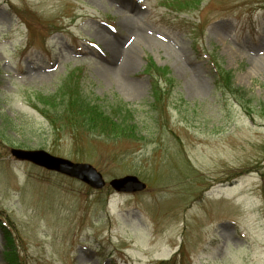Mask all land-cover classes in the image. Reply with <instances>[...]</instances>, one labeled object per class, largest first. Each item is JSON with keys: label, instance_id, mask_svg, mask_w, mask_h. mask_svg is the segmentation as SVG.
I'll return each mask as SVG.
<instances>
[{"label": "rangeland", "instance_id": "1", "mask_svg": "<svg viewBox=\"0 0 264 264\" xmlns=\"http://www.w3.org/2000/svg\"><path fill=\"white\" fill-rule=\"evenodd\" d=\"M75 94L134 134L73 130ZM127 175L146 189L109 187ZM5 231L23 264H264V0H0V264Z\"/></svg>", "mask_w": 264, "mask_h": 264}, {"label": "trees", "instance_id": "2", "mask_svg": "<svg viewBox=\"0 0 264 264\" xmlns=\"http://www.w3.org/2000/svg\"><path fill=\"white\" fill-rule=\"evenodd\" d=\"M154 69L157 73H162L161 77H163V70L158 69V67H154L150 62L147 63L145 71H150ZM214 70L217 72L218 76L216 80H214L215 89L218 91L227 92L229 95L237 98V96L241 97V90H237L234 87L230 74H226V77H223L222 70L219 67H214ZM160 77V78H161ZM226 89V90H225ZM236 92H238L236 94ZM240 94V95H238ZM237 95V96H236ZM69 100H65L68 109L74 111L68 118L65 119L69 124V126L73 130H78L82 132L84 136L86 133L98 134L100 137H106L105 139L112 141H119L122 139H127L134 134V128L129 126L128 119L126 116H130V113L125 110L126 116L118 117L117 115H108L105 113L99 106L91 104L87 102L84 98H82L79 94H75L74 97L68 98ZM243 104V100L241 98H237ZM114 114V113H113ZM59 116V115H58ZM50 119L51 124H54V120ZM65 124V121L62 119ZM61 123V125H64ZM94 136V135H93ZM7 242L4 244V259L7 264H23L19 258V253L15 246V241L10 236L8 232H6ZM170 264V262L168 263Z\"/></svg>", "mask_w": 264, "mask_h": 264}, {"label": "water", "instance_id": "3", "mask_svg": "<svg viewBox=\"0 0 264 264\" xmlns=\"http://www.w3.org/2000/svg\"><path fill=\"white\" fill-rule=\"evenodd\" d=\"M10 156L20 162H28L47 171L64 175L84 183L94 190L105 186L102 176L89 164L73 163L69 160L52 156L43 150L11 149ZM108 185L117 193H139L146 189L144 183L135 176L112 179Z\"/></svg>", "mask_w": 264, "mask_h": 264}, {"label": "bare ground", "instance_id": "4", "mask_svg": "<svg viewBox=\"0 0 264 264\" xmlns=\"http://www.w3.org/2000/svg\"><path fill=\"white\" fill-rule=\"evenodd\" d=\"M120 45H121V43L119 45H116L115 48H113L114 50H113L112 56L110 58V63H112L114 61V59L117 56H119V53H120Z\"/></svg>", "mask_w": 264, "mask_h": 264}]
</instances>
